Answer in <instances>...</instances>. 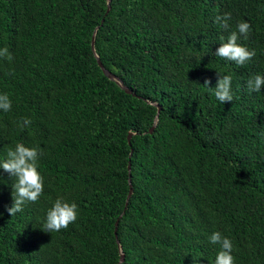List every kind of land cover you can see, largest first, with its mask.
<instances>
[{
    "label": "trees",
    "instance_id": "16d2710c",
    "mask_svg": "<svg viewBox=\"0 0 264 264\" xmlns=\"http://www.w3.org/2000/svg\"><path fill=\"white\" fill-rule=\"evenodd\" d=\"M242 21L256 55L238 66L215 52ZM96 25L97 54L133 93L98 65ZM5 47L0 162L17 143L41 149L44 192L10 216L15 178L0 168V264H117V239L121 264H215V232L235 264H264V88H247L264 75V0H0ZM218 73L232 102L209 90ZM60 197L78 219L45 232Z\"/></svg>",
    "mask_w": 264,
    "mask_h": 264
},
{
    "label": "clouds",
    "instance_id": "9594fccd",
    "mask_svg": "<svg viewBox=\"0 0 264 264\" xmlns=\"http://www.w3.org/2000/svg\"><path fill=\"white\" fill-rule=\"evenodd\" d=\"M232 18L230 12L217 16L216 22L224 29L229 28V21ZM252 28L251 24L242 21L237 26V31H232L227 39L220 36V47L215 55L228 61L235 62L238 66H244L255 57V50H249L238 43L243 38L247 41L250 38ZM0 57H6L9 61L13 56L5 47L0 49ZM217 84L209 87L211 80L207 79L204 85L214 91L215 97L221 103L232 102L234 99L231 87L232 77L230 75H220L218 73ZM249 93H259L264 88V75H256L247 81ZM12 107V101L8 94H0V110L9 112ZM32 124L30 119L25 118L20 127H29ZM43 151L38 147H27L23 143H17L15 149L9 148L7 158L0 162V168L8 173L10 177L15 178L13 187V204L7 208V213L14 217L18 212H22L24 206L28 203H36L44 192V177L39 171V160ZM2 215V213H0ZM79 215L78 205L75 202H68L63 197L57 198L51 208L46 213V221L42 230L45 232L56 233L62 229H67L70 224L77 221ZM212 244H219L221 251L216 256L215 264H235L233 256L234 245L232 241L223 236L220 232H215L210 236Z\"/></svg>",
    "mask_w": 264,
    "mask_h": 264
},
{
    "label": "water",
    "instance_id": "95a60500",
    "mask_svg": "<svg viewBox=\"0 0 264 264\" xmlns=\"http://www.w3.org/2000/svg\"><path fill=\"white\" fill-rule=\"evenodd\" d=\"M106 3H107V10L109 9V6H110V0H106ZM97 27L98 25L95 26V28L93 29V32H92V36H91V48L93 50V53L95 55V58H96V61L98 63V65L100 66V68L102 69L103 73L109 77L110 79L114 80L121 88H123L126 92L128 93H133L132 89L129 88L124 82L123 80L121 79L120 76H118L117 74H115L114 72H112L110 69H108L107 67H105V65L103 64L102 60L100 59L99 55L97 54L96 50H95V46H94V41H95V33H96V30H97ZM157 107H158V110H159V105L157 104ZM158 110L156 112V115H155V118H154V123L156 122L157 120V116H158ZM153 127L154 125H152L150 128H149V131H152L153 130ZM131 133L132 132H129L128 133V141L130 142V136H131ZM128 170L130 172V163H128ZM131 192H132V184H131V181H130V178H129V189H128V193L126 195V199H125V206L127 205L128 203V199H129V196L131 195ZM124 212V210L120 213V215L117 217L116 221H115V227H114V230H115V233H116V229H117V224H118V220H119V217L122 215V213ZM117 242H118V247H119V260H118V263L117 264H121V262L123 261L124 259V252L121 248V244L119 243V240L117 239Z\"/></svg>",
    "mask_w": 264,
    "mask_h": 264
}]
</instances>
